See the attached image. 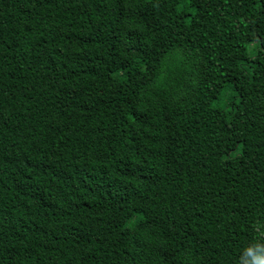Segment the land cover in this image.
Returning <instances> with one entry per match:
<instances>
[{"label":"trees","instance_id":"1","mask_svg":"<svg viewBox=\"0 0 264 264\" xmlns=\"http://www.w3.org/2000/svg\"><path fill=\"white\" fill-rule=\"evenodd\" d=\"M249 248L264 257V0H0V264Z\"/></svg>","mask_w":264,"mask_h":264},{"label":"clouds","instance_id":"2","mask_svg":"<svg viewBox=\"0 0 264 264\" xmlns=\"http://www.w3.org/2000/svg\"><path fill=\"white\" fill-rule=\"evenodd\" d=\"M246 255L251 257L250 264H264V257L255 255L252 248L246 250ZM246 264H248V262H246Z\"/></svg>","mask_w":264,"mask_h":264},{"label":"rangeland","instance_id":"3","mask_svg":"<svg viewBox=\"0 0 264 264\" xmlns=\"http://www.w3.org/2000/svg\"><path fill=\"white\" fill-rule=\"evenodd\" d=\"M254 48H255V44H254V43H253V44H250V45L247 47L248 53H249V54H252V50H253ZM229 100H230V98L227 96L226 93H224L222 100H221L220 102H218V104H214V105H216V106H218V107H223V106L228 107V106H229Z\"/></svg>","mask_w":264,"mask_h":264}]
</instances>
